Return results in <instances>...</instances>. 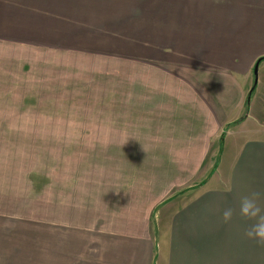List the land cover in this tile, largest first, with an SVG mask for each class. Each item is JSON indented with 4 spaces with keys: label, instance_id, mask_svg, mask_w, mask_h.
Listing matches in <instances>:
<instances>
[{
    "label": "crops",
    "instance_id": "obj_1",
    "mask_svg": "<svg viewBox=\"0 0 264 264\" xmlns=\"http://www.w3.org/2000/svg\"><path fill=\"white\" fill-rule=\"evenodd\" d=\"M263 56L264 0H0V264H216L215 211L263 195Z\"/></svg>",
    "mask_w": 264,
    "mask_h": 264
},
{
    "label": "rangeland",
    "instance_id": "obj_2",
    "mask_svg": "<svg viewBox=\"0 0 264 264\" xmlns=\"http://www.w3.org/2000/svg\"><path fill=\"white\" fill-rule=\"evenodd\" d=\"M264 57V56H263ZM261 58V57H260ZM263 71H264V61H262L259 64V68H258V76L259 79H261L263 77ZM260 86L262 87V84L260 83ZM16 97L17 96H21L20 94H0L1 97H3L0 102V107L3 105L4 101H7L8 103L5 104L6 106H15L17 104V102L13 101V99L11 98H4V96H12V97ZM257 98H259V100H257L258 108H257V113L255 115H251L249 116V112L247 111L246 117L244 120L246 119H250L251 121L254 119L256 120V122L249 121V124H251V126H249L248 128L245 127V125H243L244 127H240V129L238 127H235V132L237 133L239 130L244 131L245 132H249L251 130H258L260 131L263 136H264V94H253ZM70 96H72L71 99V105H77L78 102V98H73V97H78V96H82L81 94H70ZM251 96V97H252ZM10 104V105H9ZM239 122V121H238ZM237 123V122H236ZM241 123V121H240ZM233 127V126H232ZM231 128V127H230ZM229 128V129H230ZM251 129L250 131L247 129ZM233 129V128H232ZM239 131V132H241ZM217 158V157H215ZM207 165H211V164H206ZM215 165V164H214ZM225 167L223 163H216V167L214 168V175L215 178L213 176L212 178H209L208 180H206V178H204L202 181L206 180L204 187H206L207 189H214V188H220V186L218 185L217 182H222V177L221 174H223ZM220 176V177H219ZM264 176V175H263ZM200 181V183L202 182ZM217 181V182H216ZM216 182V183H215ZM205 190V189H204ZM216 190H220V189H216ZM206 191V190H205ZM262 198L260 199V203L262 206H264V179H263V192H262ZM200 197V195H199ZM191 198V200H194L195 196L192 195L189 197V199ZM218 205V204H216ZM220 206V205H218ZM224 209L221 210H217L216 212V216L218 218H216V227H215V237H216V242H215V259H216V264H264V244H258L254 239H248L246 238L243 233L245 228L247 227V225L250 223L248 221H245L243 218H241L239 216V214L237 213V215H233V219H238V221L240 222V226L237 227L239 228V232H237L238 238H239V242H235V239L231 240L228 239L227 237H225V235L223 236V229L221 230L220 228L222 227V222H221V214L223 212ZM221 222L220 225H217V223ZM222 232V234H221ZM234 238V236H233ZM230 241V243H229ZM224 246H229L231 249L229 250H224ZM222 263H221V262Z\"/></svg>",
    "mask_w": 264,
    "mask_h": 264
},
{
    "label": "clouds",
    "instance_id": "obj_3",
    "mask_svg": "<svg viewBox=\"0 0 264 264\" xmlns=\"http://www.w3.org/2000/svg\"><path fill=\"white\" fill-rule=\"evenodd\" d=\"M238 214L245 221L250 222L243 235L248 239H254L258 244H264V206L260 203V193L251 192L240 196ZM232 217L233 209L225 208L221 214L223 222H229Z\"/></svg>",
    "mask_w": 264,
    "mask_h": 264
},
{
    "label": "trees",
    "instance_id": "obj_4",
    "mask_svg": "<svg viewBox=\"0 0 264 264\" xmlns=\"http://www.w3.org/2000/svg\"><path fill=\"white\" fill-rule=\"evenodd\" d=\"M261 61H264V57H261L258 59V62H261ZM254 89H255V85L253 84V86L251 87V89L249 90L248 94H247V97H246V103L249 102L251 96H252V93L254 92Z\"/></svg>",
    "mask_w": 264,
    "mask_h": 264
},
{
    "label": "water",
    "instance_id": "obj_5",
    "mask_svg": "<svg viewBox=\"0 0 264 264\" xmlns=\"http://www.w3.org/2000/svg\"><path fill=\"white\" fill-rule=\"evenodd\" d=\"M259 62L257 61L255 66H254V69H253V73H254V85H255V81H256V76H257V68H258V64Z\"/></svg>",
    "mask_w": 264,
    "mask_h": 264
}]
</instances>
